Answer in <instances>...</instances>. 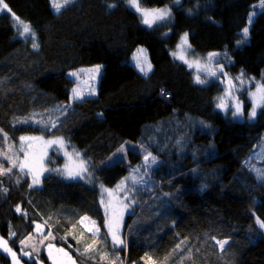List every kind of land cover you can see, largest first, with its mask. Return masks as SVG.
<instances>
[{
	"label": "trees",
	"instance_id": "16d2710c",
	"mask_svg": "<svg viewBox=\"0 0 264 264\" xmlns=\"http://www.w3.org/2000/svg\"><path fill=\"white\" fill-rule=\"evenodd\" d=\"M258 1L141 0L146 7L172 4L170 23L149 27L126 0H73L59 12L53 0H4L11 11L0 14V129L14 142L23 135H60L92 173L88 180L50 171L40 186L19 168L3 176L0 235L23 264H51L45 253L32 259L20 253L37 223L80 264H112L98 254L107 246L100 187H115L128 175L125 161L104 164L127 141L155 152L161 163L150 170L155 193L144 191L128 216L120 264H264V229L257 223L264 221V179L244 163L264 136V107L254 120L225 115L216 106L222 86L195 83L191 69L171 53L187 32L199 53L229 52L230 72L260 74L264 8L243 36ZM14 16L30 23L38 48L18 34ZM139 46L153 64L147 75L130 62ZM95 64L103 65L98 90L72 100L70 73ZM149 137L166 141L165 155L147 145ZM52 154L61 163L63 156ZM128 158L141 161L132 150ZM49 162L54 166L51 156ZM86 215L98 223L99 236L83 224ZM223 240L221 249L217 241ZM0 264H13L1 249Z\"/></svg>",
	"mask_w": 264,
	"mask_h": 264
},
{
	"label": "rangeland",
	"instance_id": "374dc122",
	"mask_svg": "<svg viewBox=\"0 0 264 264\" xmlns=\"http://www.w3.org/2000/svg\"><path fill=\"white\" fill-rule=\"evenodd\" d=\"M182 0H179L178 3H180ZM58 2L63 3V0H58ZM5 3V2H4ZM176 0H173L172 4H178ZM172 4H167L163 6H156V7H146L142 6L147 9H154V8H165L167 7L171 11V18L166 19L164 21H157L154 23V25L159 24H169L170 21L173 18V13L171 9ZM264 8V0H260L256 3V6L254 10L250 13L249 17H252L251 21L248 19V25L246 26L249 28L256 17L257 13L260 12ZM8 11V9H0V14L3 12ZM18 18V19H17ZM151 18V17H150ZM14 23L16 26V30L20 36L23 38L29 40L31 46L33 47V42L38 44V36L31 27L29 22L24 21L23 19L14 16ZM27 24L30 26V30L35 33V36L33 37L31 34H24L21 35L23 32V25ZM183 35V34H182ZM188 42L191 45V49H189L186 52H183L179 49H177V45L180 43V39L178 43L175 45V47L172 49L171 53H177V55H184L186 59L189 61L196 60L199 58L201 69L199 70V75L201 79H206L207 83L211 82H217L222 86L221 92L216 97V106L218 103H220V100L218 98L223 97V101L225 104V108H218L221 110L225 115H229L231 118L237 119V120H254V118L249 117V113L252 110L253 106V97L252 93H256V102L258 104H264V101L261 100V93L257 92V85H260L264 87V70L260 72V74H251L247 73L245 70H240L236 73L229 71V65L232 64L233 59L229 52L227 51H212L216 53H221L220 56L216 57L212 63L209 65L208 62L204 59L207 57L208 53H199L197 52L192 44L190 43L189 39V33H188ZM239 43L238 45L242 44ZM34 48V47H33ZM138 49H145L146 50V56L148 62L151 64V71L153 69V64L150 59V55L148 53V50L144 46H139L134 53L132 54L130 58V62L136 67V61L133 59L134 55H137ZM226 53V55H225ZM143 59V58H141ZM181 61L180 59H178ZM182 62V61H181ZM184 63V62H183ZM185 64V63H184ZM101 65V70L99 74H96L91 69L95 68V66ZM187 65V64H186ZM220 65H223L224 73H227V77L231 78L232 84L235 85L234 88H230L227 82V78L222 73L218 72L217 77H213L208 75L207 72L203 70L204 67L211 68L213 71H217ZM188 66V65H187ZM137 68V67H136ZM189 68V67H188ZM103 65L102 64H95L92 66H84L79 67L78 69H75L71 73H76V75H70L73 76L75 79V85L73 89H76L81 96L89 94L91 90H95V92L98 90V83L100 76L102 74ZM139 70V68H137ZM194 77L197 74V67L193 66L190 68ZM140 71V70H139ZM149 71L148 74L151 72ZM141 72V71H140ZM241 72H243L242 81L237 80L236 77L241 75ZM70 73V74H71ZM254 78V79H253ZM73 89H72V96L71 99L73 100ZM226 90H230L231 95H226ZM240 101L242 105V114L239 116H234L233 112L235 111V103L236 101ZM261 107H257V112ZM56 114H51L50 117L55 116ZM206 125H196V128L205 127ZM52 128V127H49ZM191 130H195V128H191ZM4 132V131H3ZM5 133V132H4ZM8 136V135H7ZM21 137H30V138H37V139H30L21 141L19 139L17 142H14L10 139L8 136V140L5 141L2 138H0V153H6L8 157H11L12 161H15L17 164L21 162H25V154H27V163L30 165L29 167H26L23 169L24 172L28 174L30 177L31 185H37L40 186L42 183L43 176L50 172L54 171L57 173H62V175L65 178L71 179L72 177H69L68 173L69 171L75 173L80 170V161L84 162V166L87 168V171L82 173V178H87L90 180L92 178V173L89 169L88 163L86 159L81 155V153L72 147L66 140L60 136V135H44V134H31V135H23ZM57 138H62L63 144H51L49 145L46 143L49 140H56ZM149 140V146L156 147L158 150H161L164 155L165 152L168 150V145H166L165 140L156 141V143H153L151 138H148ZM173 143L176 144V147L180 144L179 140L177 138L173 139ZM184 148V144H183ZM185 149V148H184ZM132 150L134 152H137L141 156V161L139 164H131L129 158H128V151ZM208 152L210 151V148L207 149ZM51 152H55L58 155H62L63 158L61 159V163H58L56 161L55 156L51 154ZM76 153H79V156L76 155ZM148 153H151V157H155V163L152 162L151 157H149V160L145 162L144 157L148 155ZM179 153V152H177ZM211 154V152H209ZM180 154V153H179ZM52 157V161L54 162V166L48 163V157ZM118 161H125L127 163V166L129 167V173L128 175L122 179L115 187H109L102 184L100 187V193H101V202L104 207L106 216H107V222L111 221L113 223L114 228L118 227V235L120 239H122L125 243L123 245H114L112 242L111 234L108 231V227L106 226V240H103V242H107V246L104 250L100 251L98 253L100 256L102 255V252H104L105 260H108L109 263L114 264H120L123 262V255L121 251L123 248H126L127 240L126 238V232H127V219L128 216L134 213V207L137 208L139 203L144 198V191L152 190V192L155 193L152 186V181L150 179H153L151 177V169L156 167V165L161 163V159L158 158V155L144 147L142 144H137L133 141H127L124 143L121 147L118 148L117 151H115L106 161L104 164L111 165ZM245 165L251 169L256 175L260 177L261 173H264V136L261 138V141L257 147H255L249 156L246 158V161L244 162ZM177 162H169L167 166H176ZM0 168L8 169L12 168L16 169L19 167H12V163L5 159L3 155H0ZM135 169H139V171H134ZM19 170H21L19 168ZM59 173V174H60ZM5 175H0V180ZM38 178L39 183L33 184V179ZM80 176H77L79 178ZM131 177L132 179H126ZM76 178V177H74ZM134 180L136 181L134 183ZM123 181V184L121 185V182ZM121 185L120 188L117 186ZM151 193V191H148ZM170 197L168 196V199H165L168 201ZM142 205L139 207V209H142ZM85 217H88L89 219L84 220L83 224L85 227L90 231L93 230L94 227L99 228V233L96 234V236H99L101 233V229L96 222V220L92 219L90 216L86 215ZM92 221L95 222V226L92 224ZM37 225H40V228L37 229ZM133 226V223L130 224V228ZM138 229L133 230V234L135 235V238H137L138 235ZM93 233V231H91ZM0 238H3L0 235ZM5 240V238H3ZM97 240V239H96ZM7 241V240H6ZM25 242L24 244H20V253L26 258L32 259L34 257H38L41 253H45L49 262L51 264H80L76 258L73 256V254L64 246L58 245L55 241V237L51 232V229L48 228L43 223H37L34 231L30 233L25 239H23ZM8 242V241H7ZM51 245V247H49ZM8 247L9 244H8ZM11 248V247H10ZM2 251L3 249L0 248ZM12 249V248H11ZM59 249H63V251H58ZM13 252L16 253V258L18 260V264H23L22 259L19 257V253L12 249ZM27 252L28 255H24V253ZM7 253V252H6ZM51 253V255H50ZM64 253H67V256L64 255ZM11 256V254L7 253ZM93 255V254H92ZM12 257V256H11ZM13 259V257H12ZM14 264V261H13ZM43 264V263H40Z\"/></svg>",
	"mask_w": 264,
	"mask_h": 264
},
{
	"label": "snow or ice",
	"instance_id": "6c2138e0",
	"mask_svg": "<svg viewBox=\"0 0 264 264\" xmlns=\"http://www.w3.org/2000/svg\"><path fill=\"white\" fill-rule=\"evenodd\" d=\"M73 2V0H63V3L58 2V0H53V7L55 8V10L57 12H59L61 10L62 7L66 6L68 3ZM176 2L178 3L179 0H176ZM126 3L132 7L137 13L140 14V16L142 17V23H144L145 25H148L149 27H152V25L154 23H156L157 21H164L166 19H170L171 18V11L170 9H168L167 7L165 8H154V9H147L141 6V0H126ZM115 5H110V7H114ZM0 9H8V11H11L8 8V5L6 3H4V0H0ZM151 17V18H150ZM18 19V18H17ZM252 17H249V20L251 21ZM24 34H31L33 37L35 36V33L32 32L30 30V26L27 24L23 25V32L21 33V35ZM247 34H248V28L245 27L243 29V36L244 39H247ZM165 35H167V33H165ZM242 41H238V44L241 43ZM33 47L34 48H38L39 45L36 44L35 42H33ZM177 49L186 52L189 49H191V45L188 42V33L185 32L181 37H180V43L177 45ZM137 55H134L133 59L136 61V67L139 68V70L144 74L147 75L149 71H151V64L148 62L147 60V56H146V50L145 49H138L137 50ZM173 57L176 59H180L182 62H184L185 64L188 65L189 68H192L193 66L197 67L198 71L196 76L194 77V82L197 84H205L207 83L206 79H201L200 75H199V70L201 69V64H200V60L199 58H197L196 60L193 61H189L188 59L185 58L184 55H177V53H172ZM221 53H216V52H210L208 53L207 57H205L204 59L208 62V64L210 65L212 63V61L220 56ZM226 55V53H225ZM143 58V59H141ZM101 65H97L95 66V68L91 69L90 71L99 74L100 70H101ZM203 70L205 72L208 73V75L213 76V77H217L218 72L222 73L225 78H227V82L230 88H234L235 85L232 84V80L231 78L227 77V73H224L223 70V65H220V67L218 68L217 71H213L211 68L208 67H204ZM70 75H76V73H71ZM243 72H241V75L236 77L237 80H241L242 81V77H243ZM254 79V78H253ZM257 92L261 93V100L264 101V87L257 85ZM95 94V90H91L89 92V95H94ZM164 94L163 90H162V95ZM226 95H231L230 90H226ZM256 93H252V97H253V106H252V110L249 113V117L250 118H254L257 114V107H261L264 106V104H258L256 102ZM73 99H83V97L81 96V94L76 90L73 89ZM220 100V103L217 104L218 108H225V104L223 101V97L218 98ZM242 114V105L240 101H236L235 103V111L233 112L234 116H239ZM52 127H55V124H52ZM0 138H2L3 140L7 141L8 140V136L6 133L3 132L2 129H0ZM21 141H25V140H30V139H37V138H30V137H21L20 138ZM46 143H48L49 145L51 144H63V140L62 138H57L56 140H49ZM0 155H3L5 157V159L9 160L12 163V167H19L21 169V171H23L24 168L29 167L30 165L27 163V154H25V162H21L19 164H17L15 161H12L11 157H8L6 153H0ZM77 156H79V153H76ZM149 157H151V153H148V155H146L144 157L145 162H147L149 160ZM152 162L155 163V157H151ZM12 171V168H8V169H3L0 168V175H7L8 173H10ZM87 168L84 166V162L80 161V170L73 173L71 171H69L68 175L69 177H77L80 176L82 177V173L86 172ZM134 171H139V169H135ZM260 178L264 179V173L260 174ZM126 179H132L131 177L126 178ZM136 181L134 180V183ZM39 183L38 178L33 179V184H37ZM123 184V181L121 182V185ZM121 185H118L117 187L120 188ZM31 187V185H30ZM0 191L3 192H7V189H0ZM21 211V209L19 207H17V212ZM82 219L87 220L89 219L88 217H83ZM257 223L259 224L260 228L264 229V221H260L257 220ZM92 224L95 226V222L92 221ZM106 226L108 227V231L111 234L112 237V242L114 245H123L125 242L120 239L119 235H118V227L114 228L113 223L111 221L107 222ZM40 228V225H37V229ZM93 235L95 236L96 234L99 233V228L94 227L93 230ZM14 235V233H13ZM25 242L22 240L21 244H24ZM228 243L227 240H223V241H217V244H219L220 248L223 249L224 246ZM49 247H51V245H49ZM179 247V246H178ZM0 248L3 249L4 252H7L9 254H11V256L13 257V261L14 264H18V260L16 258V253L12 251V249L10 247H8V242L6 240H3V238H0ZM91 250V246H89V248L85 249V252ZM58 251H63V249H59ZM24 255H28L27 252L24 253ZM51 255V253H50ZM65 256H67V253H64ZM73 264H75V262H73Z\"/></svg>",
	"mask_w": 264,
	"mask_h": 264
}]
</instances>
